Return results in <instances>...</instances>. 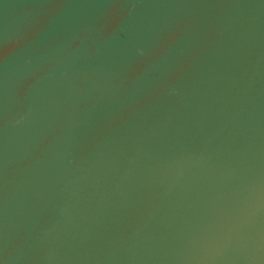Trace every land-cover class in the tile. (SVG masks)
Here are the masks:
<instances>
[{
    "label": "water",
    "instance_id": "1",
    "mask_svg": "<svg viewBox=\"0 0 264 264\" xmlns=\"http://www.w3.org/2000/svg\"><path fill=\"white\" fill-rule=\"evenodd\" d=\"M0 264H264V0H0Z\"/></svg>",
    "mask_w": 264,
    "mask_h": 264
}]
</instances>
